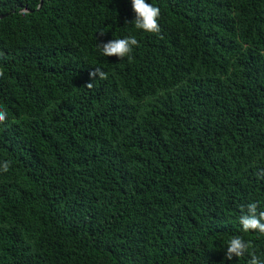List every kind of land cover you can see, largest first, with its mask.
I'll list each match as a JSON object with an SVG mask.
<instances>
[{"label": "trees", "instance_id": "16d2710c", "mask_svg": "<svg viewBox=\"0 0 264 264\" xmlns=\"http://www.w3.org/2000/svg\"><path fill=\"white\" fill-rule=\"evenodd\" d=\"M149 2L0 0V264L264 261V0Z\"/></svg>", "mask_w": 264, "mask_h": 264}, {"label": "clouds", "instance_id": "9594fccd", "mask_svg": "<svg viewBox=\"0 0 264 264\" xmlns=\"http://www.w3.org/2000/svg\"><path fill=\"white\" fill-rule=\"evenodd\" d=\"M135 19L133 26L136 30L144 33L154 34L159 32L158 18L160 9L150 3L149 0H130ZM138 45V41L134 36L109 40L106 43L98 45L99 50L105 57H117L122 61L129 58L134 47ZM91 79H104L106 74L100 68H96L90 73ZM89 83L87 87H90ZM6 119V113L0 110V122ZM9 163L7 161L0 162V171L7 172ZM239 225L243 233L254 232L264 235V211H258V206L255 202L247 206V211L239 216ZM249 252V244L240 236L236 235L227 241L225 250L226 261H232L244 257ZM251 264H264V261H259L253 258Z\"/></svg>", "mask_w": 264, "mask_h": 264}, {"label": "water", "instance_id": "95a60500", "mask_svg": "<svg viewBox=\"0 0 264 264\" xmlns=\"http://www.w3.org/2000/svg\"><path fill=\"white\" fill-rule=\"evenodd\" d=\"M42 4H43V0H41V4H40V7L42 6ZM3 17L2 16H0V19H2Z\"/></svg>", "mask_w": 264, "mask_h": 264}]
</instances>
